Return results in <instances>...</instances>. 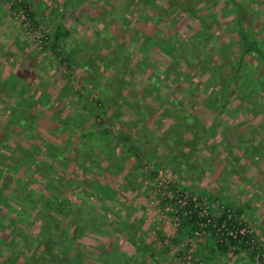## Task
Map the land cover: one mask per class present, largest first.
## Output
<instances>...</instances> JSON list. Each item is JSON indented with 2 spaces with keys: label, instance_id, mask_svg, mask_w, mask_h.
<instances>
[{
  "label": "rangeland",
  "instance_id": "rangeland-1",
  "mask_svg": "<svg viewBox=\"0 0 264 264\" xmlns=\"http://www.w3.org/2000/svg\"><path fill=\"white\" fill-rule=\"evenodd\" d=\"M153 1L141 0L148 4L146 15L135 16L125 10L130 0H33L35 21L30 22L11 9L14 0H0V122L22 111L32 119L27 133L16 128V136L0 150V264H39L47 258L38 237L42 227L50 229L43 238L47 242L55 231L66 236L61 249L81 264H250L232 252L204 262L195 245L202 242L201 234L194 242L170 246L157 240L158 231L174 235L173 215L188 195L202 192L210 200H197L200 216L218 213L227 203L243 208L245 230L264 244V62L249 53L236 65L239 41L230 26L242 18L264 50V0H235L239 10L233 0ZM116 9L124 16L116 17ZM59 25L71 33L63 44L72 60L57 70L49 66L45 39ZM170 34L193 36L196 42L207 35L209 44L223 40L218 44L223 60L214 57L213 79L197 62L189 67L180 63V55L173 59L170 45L163 44ZM111 35H121L122 41L105 45ZM104 49L118 51L116 59L130 70L121 95L140 91L154 77L149 89L157 98L145 116L135 113L131 98L106 97L97 60L105 57ZM17 72H22L19 78ZM173 93L181 100L175 107L170 106ZM80 95L90 102L86 110L87 102L77 101ZM18 99L24 107L12 111ZM96 101L109 107L112 135L98 149L88 146L76 155L83 132L100 134L98 111L89 114ZM187 110L201 119L191 126L195 135L181 131ZM120 132L143 148L139 161L124 152L115 138ZM17 182L25 207L13 200ZM48 196L58 208L35 203ZM10 207L20 210L19 217ZM39 208L47 214L45 221ZM19 230L32 237L30 249L24 251L19 241L9 253L6 247Z\"/></svg>",
  "mask_w": 264,
  "mask_h": 264
},
{
  "label": "trees",
  "instance_id": "trees-1",
  "mask_svg": "<svg viewBox=\"0 0 264 264\" xmlns=\"http://www.w3.org/2000/svg\"><path fill=\"white\" fill-rule=\"evenodd\" d=\"M5 1V0H4ZM15 5L12 6L11 9L17 10L23 12L24 16L29 20L30 22L35 21V13H34V6H33V0H14ZM122 1V0H121ZM234 1V4L236 5L237 10H239L238 3ZM147 3L155 4L153 0H149ZM16 5L19 8H16ZM148 4H145L141 2V0H137L136 2H133L130 0L128 6L125 8L126 13H130L138 16L139 13L142 15H146L144 12V9H146ZM124 6H122L123 8ZM135 8L134 10H132ZM188 11V10H185ZM116 17L120 18L123 17L125 14V11L123 10H117L116 12L113 11ZM139 19V18H138ZM148 18H146L147 20ZM233 24L230 26L233 27L232 31L236 33L238 36L239 41V55L240 58L237 59L236 65H240L241 58L244 54L252 53L261 62H264V50L261 48V46L258 44L254 38L251 37L250 34L247 33L246 28L243 26V20L242 18H236L232 22ZM125 31V28H123ZM128 34L127 32H125ZM70 32L64 28L63 26H55L50 33H47V37L45 41H47V44L45 48L49 52V66L50 68L59 69L62 67V65L67 62L68 65H70V61L72 58L69 56L70 54L66 53V49L68 47L64 46V41L70 36ZM110 40H107L105 42L106 44H113L115 45V40L122 41V36L118 35H111ZM208 39L207 35L202 36L198 38V42H196V38L193 36H190L187 39H180L174 37V35H169L168 38L164 41L163 44L170 45V55L173 57V59H177V56L180 55V63L182 65H187L191 67L194 63L197 62V65L200 66V70L204 71L210 76L213 77V70L217 68V62H215L214 57H220L221 60H223V57L218 54V44L223 40L220 39L219 41H215L211 44L208 42L205 43V41ZM201 46H200V44ZM136 42L130 46L131 48L134 47ZM197 44L198 48L193 49V46ZM156 46L160 49H162V43L157 42ZM23 51V50H22ZM106 51L105 57H99L97 58L99 65L101 68V76L100 79L103 80L105 87V90L103 89V92L106 91V97H112V98H118V97H124L125 100H133L134 103H136L135 113L139 114L138 116H145V113H147L149 110L153 109V104L151 102V99H156L157 97L153 95V92L150 90L151 88L149 85L154 83V77L149 76L148 83L140 88V91H131L128 90L126 94L121 95L123 90L127 89L128 82L125 81V77L129 76L130 70L126 68V63L119 62L116 59V51L115 49H104ZM243 52V53H242ZM231 58L228 57L227 59L231 61ZM139 57L137 58V60ZM205 59V60H204ZM213 61L211 62V60ZM226 59V60H227ZM115 60V62H114ZM236 60V58H235ZM138 64V63H136ZM212 65V66H211ZM219 65V64H218ZM223 67L226 66V64H221ZM139 66V64H138ZM211 66V67H210ZM140 67V66H139ZM138 67V68H139ZM181 66L176 67L178 69ZM96 67L95 69H97ZM204 69V70H203ZM56 70V71H57ZM141 71V70H140ZM156 71V69L154 70ZM179 72V71H178ZM22 75V72H17L16 75H14L15 78H19ZM211 79V80H212ZM210 81V80H208ZM216 81V80H213ZM215 87V85L212 86V88ZM150 88V89H149ZM17 89V85L14 86L13 91L11 92V95L8 97L10 103H12V99H14L13 93ZM170 96L173 98L170 106L172 107L178 106L176 105L177 102L181 100H177V95L170 94ZM79 97V98H78ZM77 101L83 100L84 102H87V99L83 96H78ZM159 98V97H158ZM168 100L165 99L163 102H167ZM85 102V103H86ZM25 101L18 99L16 101L15 106H11L12 111H20V107H24ZM90 104V102H87L85 104L86 106H83L82 109L86 110L87 106ZM98 107L93 106L91 109H89V114H92L94 110H97L98 113L94 115V118L97 119V126L99 127L98 130L101 129L99 136H96L94 134L89 133H82L80 137V143L77 146L76 155H78L81 151L83 152L88 149V146L91 148L96 147L98 149L99 146H101V141L108 136L112 135L111 130L109 129V126L106 122L107 120V110L109 107L101 102L96 101L95 102ZM12 105V104H11ZM10 110V108H8ZM195 111L187 110L185 111V116L181 118V116H178V118L184 119L182 120L183 125H180L181 131L186 133H191L192 135H195V122H200V117L194 113ZM97 114H100L99 116ZM2 115V114H1ZM177 117V116H176ZM112 120V118H109ZM15 121V122H14ZM32 119L23 116V111L20 113L17 117H10L4 124H1L0 122V150L5 147V145L12 140L16 136L15 129L19 128L21 131L24 129V132H26V127L28 124H31ZM145 122V120H144ZM181 124V123H180ZM192 126V127H191ZM173 131L172 128L168 130ZM27 133V132H26ZM99 137V140L96 139ZM115 138L119 141L120 144H122V148L125 153L129 154L130 156H133L136 161H139L143 148H140L138 141L136 138H131L129 136H126L123 133H119L115 135ZM102 152L100 151V154ZM93 154V153H92ZM88 155V154H87ZM89 156V155H88ZM90 164H93V162L88 161ZM20 184H22L21 181H19ZM18 182L14 186V191L16 193L15 203L18 207H25L24 205L27 202V199L23 200V202L19 201L20 196L17 193V185ZM19 186V185H18ZM172 189H174L172 187ZM207 200H210V195H208L207 192H202V194H196L191 193L187 196V201L184 202L182 208L176 213V215H173L174 222H175V233L173 236H166L164 232L158 231L157 232V240L160 243H166L169 246L170 245H177L183 242L184 240H187L188 242H194V240L197 238L199 234L202 235L203 239L202 242H199L195 244L197 246V251L200 253V256H202V260L204 262H211L212 260L225 256L229 252H232L234 255L238 256L240 259H246L247 263H254L257 261H263L264 260V244L261 242V240L254 234L249 233L245 230V222L243 220L244 215V209L243 208H236L232 206L231 204H224L222 206V210L218 213H209L207 217L200 216V212L202 211V208L199 206L197 207V200L198 203L203 204L204 202L201 201L202 197ZM24 198H21V200ZM51 199V203L50 200ZM29 200H31V197H29ZM55 199H52L51 197H40L39 200L35 201V203H41V204H48L50 208L52 206L54 208H58L59 205H57L55 202H53ZM33 203V202H32ZM31 209L35 206H30ZM11 210H14L18 217L21 214L20 210L10 207ZM42 208H39V216L42 217V221H45V217H47L46 213L42 212ZM50 232V229L42 227V230L39 233V239L41 240V243L43 247L48 250L47 258H44L41 263L39 264H81L80 260L76 258L69 257L68 254H66V250L61 249V246H65L64 244L67 243L68 238L64 236L62 233H58L53 237L52 240H49L48 242L43 240V238ZM16 235L13 236L12 241L7 245L6 249L9 253L15 251L10 246H17L19 241H23V244L20 245L24 251H28L29 243L32 242V237L25 234L23 231L19 230L18 232H15ZM51 235V234H50ZM28 242V243H27ZM71 243L67 245V249L70 248ZM166 245V246H168ZM52 250H60L62 253L61 256L58 254L51 253ZM51 253V254H50ZM19 257H24L23 254H20ZM130 260H127L128 263ZM33 262V261H32ZM31 262V263H32ZM38 264V263H37Z\"/></svg>",
  "mask_w": 264,
  "mask_h": 264
}]
</instances>
